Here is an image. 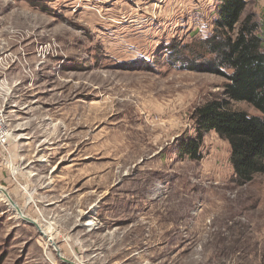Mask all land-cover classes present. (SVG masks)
<instances>
[{
  "label": "rangeland",
  "instance_id": "rangeland-1",
  "mask_svg": "<svg viewBox=\"0 0 264 264\" xmlns=\"http://www.w3.org/2000/svg\"><path fill=\"white\" fill-rule=\"evenodd\" d=\"M214 5L0 0V187L38 227L0 193V264H264V173L234 184L214 133L176 155L225 81L164 49L210 34Z\"/></svg>",
  "mask_w": 264,
  "mask_h": 264
},
{
  "label": "trees",
  "instance_id": "trees-1",
  "mask_svg": "<svg viewBox=\"0 0 264 264\" xmlns=\"http://www.w3.org/2000/svg\"><path fill=\"white\" fill-rule=\"evenodd\" d=\"M247 0H215L210 34L182 45L169 44L167 64L221 77L222 95L193 112L195 138L179 144L176 155L200 161L203 138L214 133L229 148L233 183L243 186L264 173V25ZM246 103L254 113L232 110L230 102Z\"/></svg>",
  "mask_w": 264,
  "mask_h": 264
},
{
  "label": "water",
  "instance_id": "water-1",
  "mask_svg": "<svg viewBox=\"0 0 264 264\" xmlns=\"http://www.w3.org/2000/svg\"><path fill=\"white\" fill-rule=\"evenodd\" d=\"M0 193L3 194L7 202H9L11 207H13L15 213L17 214L19 218H21L22 221L34 226L38 230L37 223L23 215L22 210L13 202V200L11 199L6 189L0 187Z\"/></svg>",
  "mask_w": 264,
  "mask_h": 264
},
{
  "label": "built area",
  "instance_id": "built-area-1",
  "mask_svg": "<svg viewBox=\"0 0 264 264\" xmlns=\"http://www.w3.org/2000/svg\"><path fill=\"white\" fill-rule=\"evenodd\" d=\"M6 130V121L2 115V112L0 111V147L3 149V151H7L6 148L8 146V133Z\"/></svg>",
  "mask_w": 264,
  "mask_h": 264
},
{
  "label": "bare ground",
  "instance_id": "bare-ground-1",
  "mask_svg": "<svg viewBox=\"0 0 264 264\" xmlns=\"http://www.w3.org/2000/svg\"><path fill=\"white\" fill-rule=\"evenodd\" d=\"M8 166L10 167V165H8ZM16 172H17L16 169L15 170L12 169V174H16ZM27 199H31V194L30 193L28 194ZM92 225H93L92 222L88 223V226H92ZM51 232H52V230H51Z\"/></svg>",
  "mask_w": 264,
  "mask_h": 264
}]
</instances>
